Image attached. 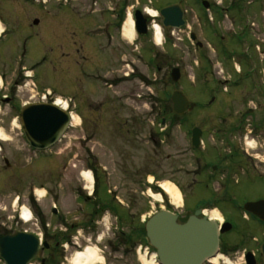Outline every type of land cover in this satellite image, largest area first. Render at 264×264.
I'll return each mask as SVG.
<instances>
[{"label":"flooded vegetation","instance_id":"flooded-vegetation-1","mask_svg":"<svg viewBox=\"0 0 264 264\" xmlns=\"http://www.w3.org/2000/svg\"><path fill=\"white\" fill-rule=\"evenodd\" d=\"M6 2L16 7L17 1ZM129 2L27 0L26 3L35 13L29 29L32 38L39 42L36 48L44 51L48 68L56 70L59 79H63L64 75L72 76L70 70L75 67L79 69L77 78L87 76L94 83L113 89L135 80L143 85L148 83V64H145L144 71L126 54L117 58L119 48L116 46V35H119L120 25L128 13L144 19L150 28L153 22L163 24L164 10L174 7L176 12L179 8L184 12L185 22L191 21L193 27L201 28L203 34L205 29L210 42L217 40V50L214 51L209 41L202 43L199 40L198 33L190 34L189 43L193 51L200 53L207 61L211 78L203 81L205 85L200 96L190 98L193 104L183 117L170 111L169 105L164 106V111L154 112V121L159 119L164 127H156L153 122L151 129L143 128L144 133L147 132H142L143 147L148 159L150 153L154 154L151 146L160 147V151L161 147L171 149L166 161L172 164L162 172L165 173L163 177L172 179L182 190L185 188L180 183L184 168L182 163L189 160L193 167L190 173L193 182L188 188L189 193L185 192L183 205L173 209L170 201L164 199L163 202L170 205L165 206L164 210L176 215L180 223H185L198 211H201L198 216L204 217L205 211L217 210L222 217L221 223L231 224L230 230L221 235L220 252L229 257L231 264H264V221L259 217L264 215V211L258 209L254 214L245 209L246 203L264 201V39H261L263 32L260 26L256 25L264 23V0H136L131 9ZM11 5L6 4L13 8ZM225 18L236 24L239 31L233 29L227 31L226 35H220L219 29ZM86 23L89 26L87 29ZM79 33L82 37H76ZM177 40L180 42L181 38ZM210 48L215 53L216 64L209 62ZM135 50L138 48H130L129 54ZM225 64L236 71H228ZM217 65L220 71L216 69ZM158 71H161L160 67ZM224 71L228 76L218 78L220 72ZM14 92L11 91L10 95L13 96ZM242 92H251L254 97L248 95L235 113L226 112L229 109L228 94L240 96ZM7 99L10 104L11 99ZM149 119L145 117L141 120L145 123ZM132 120L128 115L123 118L121 112L111 113L110 117L112 125L122 129L126 135L138 130V125L133 124ZM187 121L190 127H182ZM182 141H185V145ZM194 142H199V146ZM155 176L161 177L155 174L154 179ZM258 186L262 192L257 191ZM3 198L4 195L0 194V203L4 201ZM15 198L9 207L15 219H18L16 209L22 202L21 198ZM199 198L203 201H199ZM238 198L242 201L236 206ZM28 202L33 201L29 199ZM0 214V235H13L26 229L20 228L19 223L13 228L6 222L7 218H11V213H7L4 204H0ZM2 214H6V217H1ZM236 233V240L228 239V236ZM61 252L58 244L49 249L42 248L37 258L40 253L45 254L41 264H54L58 262Z\"/></svg>","mask_w":264,"mask_h":264},{"label":"rangeland","instance_id":"rangeland-1","mask_svg":"<svg viewBox=\"0 0 264 264\" xmlns=\"http://www.w3.org/2000/svg\"><path fill=\"white\" fill-rule=\"evenodd\" d=\"M6 1H17L16 7ZM26 1L0 0V26L3 31H6L5 35H7L0 41V77L5 83L0 92L11 99L10 106L2 104L0 111V128L5 131L9 139V142L1 145L2 152L0 153V194L4 195V201L0 204H4L7 213H11V218H7L6 222L13 228L18 226L17 223L20 224V228L29 226L23 224L17 218L15 219L9 205L17 195L21 196V202L32 200V189L35 186V189L43 190L44 194L41 202L33 207L36 221L34 222L35 225H32L33 227L30 226L32 231L42 233L40 227L43 223H48L54 231L62 229L61 226L57 225L61 222L62 224L76 222L82 225L89 223V216L96 207H93L90 211L91 208L87 209L84 201L81 202L80 199H77L80 195L86 196V192L82 189L83 182L80 178V172L90 170L94 174L97 170L99 201L101 204H110V208L115 205L116 208L127 210L128 220L123 221V227L124 232H126V239L129 235H132L130 236L132 241L128 245L123 244L121 234L118 235L121 227L118 231L114 230L117 221L114 219L112 210L108 209L105 215L107 224L111 228L109 233L105 231L102 225L100 227L96 223L93 226L98 228L97 232L91 230L94 228H86L87 231L80 233L85 239L92 237L94 245L96 244L94 237L98 233L104 232L102 242L96 246L99 258L94 264H141L137 256L140 242L139 238L134 236V234L136 235L135 231L142 226L143 221L150 214L160 210L159 206H170L167 203L158 202L153 197L148 196V193L163 194L155 185L157 183L171 184L180 192L183 205L185 194L189 193L188 188L193 182L190 176L193 167L190 165L189 160L182 163L184 168H182L180 175V183L184 184V190L179 188L172 179L163 177L165 173L162 172L168 170L172 164L166 161V155L170 153L171 149L161 147L160 151V147L151 146L154 154L150 153L148 159L143 147L142 132L144 133L145 128L151 129L153 122L156 127L160 126L158 125L159 121H154V112L164 111L168 96L170 97L173 91H182L186 98L200 96L205 85L203 81L211 78V69L209 70L210 67L207 69V61L203 59L200 53H195L189 43L190 34L192 32L198 33L199 40L202 43L209 41L214 51L217 50V46H215L217 40L210 42V36L207 35L205 29H203V32H205L203 34L201 28H194L191 21L187 22V27L181 31L175 33L166 31L163 45L159 48H156L151 41L152 35L135 40V44L129 46L128 40L119 34L116 35V46L119 48L117 58L119 59V57L126 54L128 59H132L135 65L143 68L144 71L146 69L145 64H148L147 84L143 85L135 80L130 83L119 84L112 89L107 85L94 83L93 79L87 76L81 75L77 78L79 69L75 67L70 70L75 79L71 75L70 77L64 75L63 79H59L56 70L52 71L48 68L44 51L36 48V44H39V42L32 38L29 29L35 13ZM6 4L11 5L13 8L7 7ZM133 4H136V0H130L129 9ZM256 25L260 26L263 32L261 39H264V23L262 24L263 27L260 24ZM82 28H84V24H82ZM87 28H89L88 23H86ZM233 29L236 32L239 31L236 24L233 25L228 18H225V22L221 23L219 32L220 35H226L227 31ZM76 37H82V35L79 33L76 34ZM137 37L136 35L135 39ZM180 38L181 40L178 42L177 39ZM132 47L139 48L130 55L129 49ZM211 48L208 50L210 53L208 59L210 64H216L215 53ZM157 52L162 54L158 55ZM219 62L221 65L220 59ZM85 67L88 68L87 65ZM158 67L161 68V71H158ZM176 67L181 70L182 74L177 84L173 83L170 77L172 69ZM218 67L219 65L216 69L220 71ZM226 67L230 72L236 71L231 65L227 64ZM28 73H33L34 81L29 78L25 81V76ZM222 73L220 72L217 77L228 76L226 71ZM46 90L51 91L54 97L59 96L70 100L73 108L78 113L76 115L83 120L81 119L82 124L79 121L69 127L61 142L57 143L52 149L53 154H49V152L38 153L30 163L27 160L31 159L34 153L26 144L20 130V120L17 117L18 110L16 111V107L40 101L42 93ZM11 91H15L13 96L10 95ZM232 94H228L230 96L228 100L229 109L226 112L233 111L235 113L247 100L248 95L254 97L251 92H242L240 96ZM236 101L238 102L231 103ZM168 102L169 107H171V102ZM13 107L16 109L13 110ZM115 112H121L123 118L126 115L131 116L132 123L138 125V130H131L132 132L126 135L122 129H119L116 125L113 126L110 117L111 113ZM145 117H150L149 122L146 120L145 123H142L141 119ZM204 122L206 123V121ZM185 127H190L188 121ZM181 143L185 145V141ZM120 148L124 152H121ZM55 153H60V156H56ZM1 156L6 157L9 161L10 169L6 168ZM154 173L157 176L161 175V177L157 178L155 176L154 179ZM152 181L153 186L149 184ZM257 191L262 192L260 186H258ZM164 199L166 202L170 201L167 195L164 196ZM199 201H203V199L199 198ZM241 201L238 198L235 202L236 206ZM53 205L58 209L57 213H51ZM173 209H176V207L174 206ZM101 216L102 213H100V218L99 216L95 218V221H97V218L100 220ZM1 217H6V214H2ZM253 225L256 226L255 223ZM48 232L52 233L49 230ZM115 232H117L116 236ZM48 237L50 239V236ZM228 239L236 240L237 233L228 236ZM82 240L80 238V242ZM111 242L115 243V246H112ZM81 244L85 245L83 242ZM61 251L63 252L59 254L58 262L54 264H60L61 261L65 262V257L71 259L74 250L70 246L69 252L66 253L62 248ZM63 256L64 258H62ZM42 257H46V255L40 253V256L32 264H40ZM0 264L3 263L0 261Z\"/></svg>","mask_w":264,"mask_h":264},{"label":"water","instance_id":"water-1","mask_svg":"<svg viewBox=\"0 0 264 264\" xmlns=\"http://www.w3.org/2000/svg\"><path fill=\"white\" fill-rule=\"evenodd\" d=\"M177 9V8H176ZM165 28L181 29L185 25L183 12L168 8L162 12ZM135 29L139 35L147 33V26L141 17L135 18ZM176 83L180 70L171 73ZM173 111L182 115L192 105L185 96L175 91L171 97ZM24 136L31 148L47 150L55 145L70 124V115L52 104H34L22 109L20 113ZM199 146V142H194ZM245 209L251 213L261 209L264 201L250 202ZM195 216L185 223H179L177 216L169 212H157L145 223L147 239L156 250L160 264H204L217 256L222 244L221 234L230 230L229 224L222 227L215 221ZM256 214V213H254ZM264 221V215L259 216ZM44 247H48L44 243ZM40 248V241L32 234L17 233L13 236H0V256L5 264H31ZM264 251V246H263Z\"/></svg>","mask_w":264,"mask_h":264},{"label":"bare ground","instance_id":"bare-ground-1","mask_svg":"<svg viewBox=\"0 0 264 264\" xmlns=\"http://www.w3.org/2000/svg\"><path fill=\"white\" fill-rule=\"evenodd\" d=\"M157 30V34H156V42L158 44L161 43L162 41V35H160L159 32V28L156 27ZM3 33V28L0 26V36ZM123 37L124 39L128 40V41H133L135 38V22L133 20V18L129 17L124 25H123ZM63 99H58L56 101V105H59L62 103ZM63 109L65 108V105L61 106ZM80 121V118L77 117L75 114L72 115V125L74 123H77ZM0 139L2 140H8V136L3 132L2 129H0ZM253 146V144H251ZM90 173L87 174L85 173V176H87V178H89V180L92 182V177H89ZM161 189L163 190V192L170 198L171 203L175 206V207H181L182 206V199L180 196V192L175 188V186L168 184V183H162L160 185ZM88 188H91V186L89 185ZM37 194L39 195V197H42V195L44 194V191H39L37 192ZM148 195L150 197H153L154 199H156L158 202L162 201V197L161 195H154L153 193L149 192ZM206 214L212 219V221H217L219 223L222 222V217L221 214L217 211V210H213L212 212L208 213L206 212ZM221 256H216L215 258H212L209 260L210 264H217L218 263V259ZM98 253H97V249L95 247H87L86 249H84L83 251H79L77 252L71 259V264H94V262L98 261ZM141 260V264H159L158 261L156 260V255H152L151 257H149L146 253L145 254H141L140 257Z\"/></svg>","mask_w":264,"mask_h":264},{"label":"trees","instance_id":"trees-1","mask_svg":"<svg viewBox=\"0 0 264 264\" xmlns=\"http://www.w3.org/2000/svg\"><path fill=\"white\" fill-rule=\"evenodd\" d=\"M142 233H144V230L142 229Z\"/></svg>","mask_w":264,"mask_h":264}]
</instances>
